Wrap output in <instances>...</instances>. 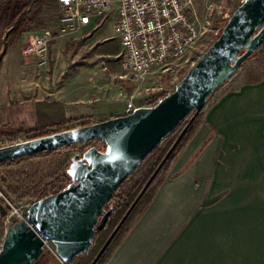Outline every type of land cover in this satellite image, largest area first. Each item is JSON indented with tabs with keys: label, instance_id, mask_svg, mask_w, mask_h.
<instances>
[{
	"label": "crops",
	"instance_id": "0c3cea01",
	"mask_svg": "<svg viewBox=\"0 0 264 264\" xmlns=\"http://www.w3.org/2000/svg\"><path fill=\"white\" fill-rule=\"evenodd\" d=\"M41 2L40 12L34 8L22 29H58L59 17L50 10L58 0ZM101 20L92 17L79 33L59 36L45 68L34 58L18 60L6 53L4 67L10 59L18 62V84L28 85L19 100V124L9 126L38 129L71 121L64 126L74 124L66 128L72 129L149 106L133 99L129 82L117 85L107 78L108 68L121 71L120 52L110 59L115 64L104 67L107 75L89 69L97 63L90 54L71 87L62 83L66 73L56 76L55 47L90 35ZM84 69L87 80L79 79ZM80 121L85 123L77 125ZM104 264H264V77L226 90L208 108L152 201Z\"/></svg>",
	"mask_w": 264,
	"mask_h": 264
},
{
	"label": "water",
	"instance_id": "95a60500",
	"mask_svg": "<svg viewBox=\"0 0 264 264\" xmlns=\"http://www.w3.org/2000/svg\"><path fill=\"white\" fill-rule=\"evenodd\" d=\"M263 43L264 0H244L234 10L219 37L177 83L175 90L157 104L1 147L0 163L78 143L88 144L94 139L106 144L105 150L93 146L83 154L74 155L68 171L71 183L63 190L33 202L27 219L16 222L5 232L0 264L35 263L45 252V240L53 241L64 263L86 253L93 243L95 229H104L109 220L112 209L105 207L119 186L181 120L195 111L90 263L97 264L212 93Z\"/></svg>",
	"mask_w": 264,
	"mask_h": 264
},
{
	"label": "rangeland",
	"instance_id": "374dc122",
	"mask_svg": "<svg viewBox=\"0 0 264 264\" xmlns=\"http://www.w3.org/2000/svg\"><path fill=\"white\" fill-rule=\"evenodd\" d=\"M36 1V2H35ZM42 0H7L0 3V78L2 86L0 87V135L4 140H10L16 138V140H29L40 135L45 131L55 132V131H64L68 127L74 126V124H64L52 126L46 129L34 130V129H23L22 133L11 135L12 131H15L16 128H12V123L19 124V100L27 94L28 85L27 84H18V78L20 75L17 74L18 68L17 63L13 59H10L6 62L4 67L3 59L6 53L16 55L17 59H29L31 57H26L23 52V34L27 35L32 32H37V29L28 27V29H22L19 25V29L16 28L15 21L19 14L24 11L30 12L26 15V19L29 16H33V9L35 8V13L43 4ZM46 1V0H45ZM188 3L189 10L192 12L193 16L196 18L200 28L201 33L197 44L194 48L188 53V55L183 58L178 63L172 65L168 70H156L148 74L145 79L141 81L134 82L132 79L120 78V75L123 74L122 70L114 71L108 68L110 76L108 79L114 80L115 84L122 83L121 81L129 82L132 88L133 99L139 101V103L149 104L151 101L150 96L154 98L160 97L163 98V94L174 91L177 83L187 74L191 67L200 59L202 54L211 46V44L219 37L223 28L225 27L227 21L231 17L234 10L242 3L241 0H185ZM39 5V6H38ZM52 16L56 19L59 17L60 8L57 3V6L50 9ZM54 33H57L58 29L55 26H52ZM72 36V35H71ZM69 36H66L68 38ZM106 37H109L105 39ZM65 41V40H64ZM70 41V40H68ZM96 41V43H95ZM68 43V42H66ZM62 44V46H56L55 50L57 53V62L55 74L56 76H63L66 73V76H63V84L65 87L68 86L71 82V78L83 68L81 67L80 62L83 63L88 59V55H95V63L91 65L89 69L98 71L102 75H107V72L104 71V67L112 66L114 61L111 62L110 59H117L114 56L121 52L122 46L119 39V35L115 29V15H107L101 20V25L90 35L81 36L79 40L74 41L73 44L67 46V44ZM257 51V50H256ZM255 51V52H256ZM253 53L240 67V69L235 73L234 77L230 78L228 83L223 87V89L216 95L215 100L211 102L205 109L204 114L207 112L208 108L215 103V101L220 97V95L230 88H234L241 82L258 80L264 77V56L261 53ZM78 55H84V57L78 58ZM112 57V58H110ZM85 60V61H84ZM105 62L104 64L102 62ZM76 64H73V63ZM109 65H108V63ZM72 64V66H70ZM99 64V67L96 66ZM79 69V70H78ZM91 72V71H90ZM121 74H120V73ZM89 73L87 69H84L83 76H79V79H88ZM74 83V82H72ZM149 89V91H147ZM160 98V99H161ZM51 110L55 111V104L49 105ZM149 106H152L149 104ZM26 117V116H25ZM27 119V117H26ZM84 124L85 121H80L78 124ZM88 125V124H87ZM17 128L16 130H19ZM34 130V131H31ZM68 130V129H66ZM59 131V132H61ZM53 134V133H50ZM21 142V141H18ZM96 141L92 140L88 144L78 143L74 144L70 151L72 153V158L76 154H83L90 147H98L100 150H105L106 144L101 147ZM184 150V149H183ZM182 153V152H181ZM180 156V155H179ZM177 160V159H176ZM175 163V162H174ZM173 163V164H174ZM72 164V161H71ZM172 164V166H173ZM171 166V168H172ZM71 167V165H70ZM69 167V169H70ZM170 168V170H171ZM68 169V171H69ZM169 170V171H170ZM169 173V172H168ZM168 175V174H167ZM166 175V177H167ZM165 177V179H166ZM164 179V180H165ZM72 181V180H71ZM71 183V182H70ZM0 189L13 201L19 205H26L33 203L31 200H25L24 202L16 201L12 196L8 195L5 190V186L0 182ZM6 203V202H5ZM7 205V204H6ZM8 207V206H7ZM141 215V214H140ZM139 215V216H140ZM139 217H135L134 222ZM3 230L4 236L0 237V243L5 237V227H4V218H3ZM133 226V225H132ZM46 252V251H45ZM87 260V259H86ZM57 262L61 263L58 259ZM79 260L73 264H78ZM86 262V261H85ZM83 260V263H85ZM69 264V263H65Z\"/></svg>",
	"mask_w": 264,
	"mask_h": 264
},
{
	"label": "built area",
	"instance_id": "2783aa9c",
	"mask_svg": "<svg viewBox=\"0 0 264 264\" xmlns=\"http://www.w3.org/2000/svg\"><path fill=\"white\" fill-rule=\"evenodd\" d=\"M7 0H0V3ZM244 0H241L243 2ZM60 8V37L79 33L92 21V17L105 18L109 13L115 15V29L121 41L118 56L123 74L120 78L141 81L156 70H168L194 48L201 28L189 10L185 0H58ZM51 30L32 32L24 36L22 52L35 59L39 68L50 62ZM149 91V89H147ZM152 99L150 105L160 101ZM23 140H4L0 135V148ZM26 141V140H25ZM0 197L7 204L4 217L5 232L16 222L27 219L32 203L19 205L0 189ZM0 243V250L3 245ZM45 251L61 263L56 245L52 240L44 241Z\"/></svg>",
	"mask_w": 264,
	"mask_h": 264
},
{
	"label": "trees",
	"instance_id": "16d2710c",
	"mask_svg": "<svg viewBox=\"0 0 264 264\" xmlns=\"http://www.w3.org/2000/svg\"><path fill=\"white\" fill-rule=\"evenodd\" d=\"M26 15V11L18 15L14 25L17 29H19V25H21L22 22L26 21ZM58 37L59 35L57 33H54L51 45L54 44ZM257 52L261 53V55L264 56V43L257 49L255 53ZM234 75L232 77H234ZM228 81H226L212 93L204 109L215 100L216 95L223 89ZM168 93L163 94V97ZM204 109L190 124L186 133L175 146L171 155L165 161L159 173L156 175L129 217L121 226L120 230L118 231L97 264H104L108 260L112 252L122 242L125 235L131 229L135 217H139V215L142 214L150 204L156 191L164 182V179L168 174L172 164L179 157L189 140L193 137L196 130L202 123L204 117ZM194 113L195 111L181 120L178 125L156 146V148L143 159L137 169H135L129 175V177L119 186V188L105 207L106 210L112 209V213L106 226L102 230H99L97 228L95 229L93 243L89 250L86 253H81L80 255L75 257L72 261L69 262V264H73L78 260V264H90L93 261V259L102 248L104 243L107 241L111 233L117 227L131 204L142 191L147 181L150 179L157 167L161 164L168 151L175 144L180 133L188 125ZM69 122L71 121L63 122L62 125ZM57 124L48 125L43 128L40 127L38 128V130L56 126ZM85 125L87 124H84L82 126ZM59 131H45L44 133L36 135L35 137H41ZM22 132L23 129H15V131H12L10 134L14 135ZM94 141H96L98 145H101L102 148L105 145V142L101 140L94 139ZM72 146L73 145H69L57 149L47 150L41 153L32 154L0 163V182L5 186V190L8 195L12 196L18 202H24L25 200H31L32 202H35L48 195L59 192L67 187L72 180L68 172L72 161V153L70 151ZM6 213L7 205L5 201L0 197V237L4 236L2 223ZM83 260L84 262H86L83 263ZM56 262L57 259L54 256L50 255L48 252H44L42 257L33 264H54Z\"/></svg>",
	"mask_w": 264,
	"mask_h": 264
}]
</instances>
